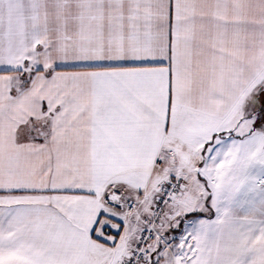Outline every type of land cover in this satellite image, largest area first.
<instances>
[{
  "label": "snow or ice",
  "instance_id": "snow-or-ice-1",
  "mask_svg": "<svg viewBox=\"0 0 264 264\" xmlns=\"http://www.w3.org/2000/svg\"><path fill=\"white\" fill-rule=\"evenodd\" d=\"M0 264H264V0H0Z\"/></svg>",
  "mask_w": 264,
  "mask_h": 264
}]
</instances>
